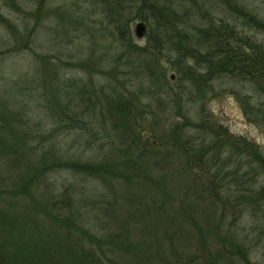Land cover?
I'll return each mask as SVG.
<instances>
[{"label": "rangeland", "instance_id": "374dc122", "mask_svg": "<svg viewBox=\"0 0 264 264\" xmlns=\"http://www.w3.org/2000/svg\"><path fill=\"white\" fill-rule=\"evenodd\" d=\"M263 24L264 0H0V264H264L239 66Z\"/></svg>", "mask_w": 264, "mask_h": 264}, {"label": "trees", "instance_id": "16d2710c", "mask_svg": "<svg viewBox=\"0 0 264 264\" xmlns=\"http://www.w3.org/2000/svg\"><path fill=\"white\" fill-rule=\"evenodd\" d=\"M167 20V19H166ZM264 25V24H263ZM207 34V36L209 37L212 32H207L205 33ZM227 34V33H225ZM222 35L221 31L219 28H217L214 32H213V36H215L216 38H220L217 39L218 41L220 40H225L227 43L226 45L229 46V36L228 35ZM245 51H246V58L242 59L241 62H239V66L243 68V70H248V73L251 72L252 74V68H257L256 72L259 74V76L261 78H263V82H264V56H261V52H260V48H257L255 45L251 44V40L245 43ZM235 49V48H234ZM220 52L224 53V56L220 59H218L216 64H218L219 66L224 68V71H226L227 69V64H231V61L229 60L231 58V56L234 55V51L233 49L230 47H224L222 49L219 50ZM219 55V54H218ZM264 88V87H263ZM255 108L254 105L248 104L247 107H245L244 112L246 114L250 113L251 111H253ZM260 113H262L261 115L264 116V112L262 110L259 111ZM95 168H99L101 169L100 166H97ZM97 172H101V170H98Z\"/></svg>", "mask_w": 264, "mask_h": 264}, {"label": "water", "instance_id": "95a60500", "mask_svg": "<svg viewBox=\"0 0 264 264\" xmlns=\"http://www.w3.org/2000/svg\"><path fill=\"white\" fill-rule=\"evenodd\" d=\"M147 30V26H146V23L143 22V21H138L136 24H135V28H134V31H135V35L137 37H141L144 35V33L146 32Z\"/></svg>", "mask_w": 264, "mask_h": 264}]
</instances>
